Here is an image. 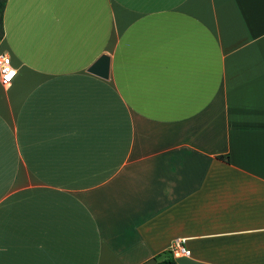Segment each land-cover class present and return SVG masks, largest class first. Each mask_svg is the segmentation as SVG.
Wrapping results in <instances>:
<instances>
[{
	"label": "crops",
	"instance_id": "crops-1",
	"mask_svg": "<svg viewBox=\"0 0 264 264\" xmlns=\"http://www.w3.org/2000/svg\"><path fill=\"white\" fill-rule=\"evenodd\" d=\"M0 52V264H264V0H6Z\"/></svg>",
	"mask_w": 264,
	"mask_h": 264
},
{
	"label": "built area",
	"instance_id": "built-area-1",
	"mask_svg": "<svg viewBox=\"0 0 264 264\" xmlns=\"http://www.w3.org/2000/svg\"><path fill=\"white\" fill-rule=\"evenodd\" d=\"M15 75V69L11 65L10 58L7 54L0 52V84L7 86ZM169 253L172 258L179 255H187L188 251L181 245V243L175 240L169 247Z\"/></svg>",
	"mask_w": 264,
	"mask_h": 264
},
{
	"label": "water",
	"instance_id": "water-1",
	"mask_svg": "<svg viewBox=\"0 0 264 264\" xmlns=\"http://www.w3.org/2000/svg\"><path fill=\"white\" fill-rule=\"evenodd\" d=\"M109 58L107 55L98 56L87 68V71L101 78H106L108 74Z\"/></svg>",
	"mask_w": 264,
	"mask_h": 264
},
{
	"label": "trees",
	"instance_id": "trees-1",
	"mask_svg": "<svg viewBox=\"0 0 264 264\" xmlns=\"http://www.w3.org/2000/svg\"><path fill=\"white\" fill-rule=\"evenodd\" d=\"M6 0H0V38L2 36V11ZM155 264H176L174 259L168 252H161L154 257Z\"/></svg>",
	"mask_w": 264,
	"mask_h": 264
}]
</instances>
